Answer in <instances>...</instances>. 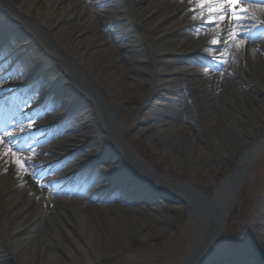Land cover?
Returning a JSON list of instances; mask_svg holds the SVG:
<instances>
[{
	"label": "rangeland",
	"instance_id": "rangeland-1",
	"mask_svg": "<svg viewBox=\"0 0 264 264\" xmlns=\"http://www.w3.org/2000/svg\"><path fill=\"white\" fill-rule=\"evenodd\" d=\"M24 1V7L32 13L34 22L48 16V2L50 0ZM69 1L64 0L61 2L59 9L53 10L50 14V19L56 20L50 32L54 40L60 41V34L76 22L75 16H78L91 4L99 6L98 10L95 6L93 7L101 17L100 20L103 24H108L106 29L102 27V31H104L107 40H110L111 46L117 47L120 43H126L132 28V31L140 30L135 20V14L139 16L138 13H140L137 9L129 10L124 22L111 23L110 15L102 7L103 2L107 0H71L73 2L71 10L62 13L61 10L68 5ZM124 1L130 3V0ZM148 1L142 0L140 6L142 9L147 8V10H150L145 20L149 23L163 15L170 0H157L151 5H148ZM174 1L172 0L168 4H172ZM195 1V4L189 2L182 14L170 15L158 21L145 34L147 41L152 43L129 44L130 47L122 54L125 55L124 59L130 61V65H126V68L131 72L132 77L130 76V79L124 81L125 84H120L116 88L113 86L109 80V71L105 68L106 61L104 59L97 63L99 68L89 66L88 70L93 72L97 80V83H95L89 79L93 85L92 87L96 88L99 97L104 99V103L117 112L116 117L122 124L121 135L126 138L137 154L145 159L157 174L164 177L162 183L165 187L167 189L176 187L185 190L184 185H189L196 191H201L212 197L216 188L220 185V181L231 173L239 157L231 152V144H220L212 137L216 125L214 123L208 124L198 103L195 102V105L190 103L189 105V109L193 113V121H188L184 114L179 115V111L175 112V106L178 107L179 104L174 103L175 99H172V96L179 88H183V91H186L187 88V83H185L182 74H177L175 77L155 76L150 80L151 76L148 71L144 70V66H151L156 69L153 59L150 58L153 49L154 51L159 48L174 50L179 41L191 38L187 46L189 48H186L188 51L181 55L165 57L160 63L161 68L169 70L190 68L192 71L207 69L206 74L210 76L208 87H210L215 97L219 94L221 96L227 94L225 89L220 87L221 83L230 87L232 84L241 85V75L246 68V61L238 55L237 47L236 50H233L232 47L225 50L221 45L219 51H208L212 48V45L207 42L202 49L196 50V39L216 30L218 32L220 31L219 28L213 27L208 22H205L208 24L202 27H191V24L184 28L175 27L180 17L187 12L192 13L191 17L188 18L189 21L197 19L203 14L202 10L196 13L193 12L195 8H200L197 0ZM117 2L124 3L123 0H117ZM263 7L259 3L251 4L249 8L252 10L257 8V12L249 11V13L257 18L260 16V9ZM135 11L136 13H134ZM228 11L231 15L230 8H228ZM57 16H61L59 20L56 19ZM100 24L99 26H101ZM261 27L264 29L263 25ZM163 30L165 32H162ZM92 33L90 32L84 37L85 42L92 37ZM35 36L34 31H30L24 25L17 26L11 20L10 14L0 11V69L6 75L5 82L0 83V87H11L6 92L15 94L19 105H23L22 101L24 100L22 108L26 107L31 100L40 98L43 90H45V93L48 92V96L44 100L43 111L50 116L51 120H44L48 121V124L44 125L39 132L41 139L45 140L49 134L53 135V131L56 129L59 130L60 134L65 131L82 129L80 133L84 136L83 141L75 142L74 145L75 147L86 146L75 159H82V156L89 154V158L85 159H88L89 163H92L91 160L94 159V163L89 166V171H81L82 188L87 190L86 194L83 193L78 197L80 200L87 196L89 198L85 200L86 203L95 202L93 204L99 205L98 201L108 196L101 188L112 179H115L116 188L114 193L119 195L117 198H111V204L125 203V207H128L130 213L132 208L137 207L136 201L140 207L138 217L130 214L131 216L125 220L124 228L128 238L124 237L116 244L111 243L109 247L103 243L102 238H99L102 241V248L106 249L108 247L110 249V255L107 253L106 256L102 257L100 264L182 263L196 249V245H194L195 236L186 216V206L176 205L177 202L183 199L177 198L171 192L160 191L141 181L127 167L112 172L114 166L122 161L123 157L118 151L114 152L115 149L109 151L110 137L101 133L102 124L101 119L98 117L96 100L86 94L79 96V91L75 85L76 80L72 78L64 79L66 75L65 68L55 63L50 64L49 57L52 56L50 48L39 41L36 43ZM246 36L245 44L247 43L248 47L253 45L258 37L254 32L252 34L248 33ZM115 38L116 41H114ZM129 41H132V39L129 38ZM104 42L105 39L102 40V45L99 46L101 49L106 46ZM59 46L64 47L61 42ZM191 49H195L197 52L190 53L189 50ZM228 53H230V56L226 55ZM45 79L48 80L47 83L44 87H40V83H43ZM195 79L199 81L202 78ZM205 79L207 80V78ZM34 84H38V87L33 91H28L29 94L26 93L28 96L23 98L27 90H22V88ZM48 84L58 86V90L56 91V88L50 85L47 86ZM244 87L257 97H262V90L259 85L248 82ZM149 93L156 94L158 100L146 103L147 94ZM187 95L188 93H186ZM216 98H219V96ZM240 105V102H237L234 109L239 110ZM68 108L69 115L67 114V117L64 116L61 120L62 117H59V113ZM133 108L137 109L132 112ZM176 114L179 117L178 120L173 118ZM79 120L85 123L82 127L78 125L79 123L77 124ZM159 120L174 121V123L182 126L180 132L185 135L190 134L195 140V144L186 145L187 147H185L184 144L177 143L179 134L173 131L160 130L157 127ZM35 121L36 118L31 117L28 124L34 125L36 124ZM228 121L229 119L220 113V122L225 125ZM62 123L64 125H61ZM211 125H213L212 132H210ZM69 126L72 127L67 130ZM227 128L229 132L236 133L232 125H227ZM190 141L189 138V143ZM90 142L92 144L87 145ZM27 143L31 144L32 141ZM95 143L103 148L104 155L90 153L91 149L97 146ZM191 150L193 152L188 155ZM204 151L207 152V155L203 154ZM13 152L15 151L12 150L10 153L13 154ZM15 153L17 159L23 161L19 152L16 151ZM69 163L68 160L63 166H60V170L44 173L46 177L41 178V180L49 181L50 186H45L42 181L40 185L41 195L46 196L47 191L50 192L52 188L57 197H61L60 194L65 191L68 193L63 194V196L70 198V192L78 190L77 185L70 186V189L69 184L62 186L60 190L55 189V186L58 187L62 184L58 182L62 178L60 173L61 170L69 167ZM6 173L7 171L3 172V174ZM243 176L245 178L241 180L240 198L236 202L234 211L225 226L226 242L224 244V256L218 260L220 264H264V145L256 151ZM30 180L34 181V177L31 176ZM75 181L76 179L71 180L72 183ZM52 182H55V184ZM10 194L13 195L14 191H11ZM53 208L52 205L49 207V211L47 210L48 212L44 215L43 222L39 221L38 224L28 226L25 231L26 236L36 235L39 227H42L44 223L46 224V217L52 213ZM29 213L34 215V208H29ZM197 225L201 226V222H197ZM102 226H96V229L101 233L105 231ZM111 226V229L115 232L121 230V228H114V225ZM10 229L11 227L8 226V231ZM245 231H249L248 239L242 237ZM6 234L0 231V264H23L21 258L13 255V251L10 249V242L13 241L11 233L6 232ZM61 235L65 237L64 233ZM48 239L50 241L49 237ZM52 247L59 252L56 242L52 244Z\"/></svg>",
	"mask_w": 264,
	"mask_h": 264
},
{
	"label": "bare ground",
	"instance_id": "bare-ground-1",
	"mask_svg": "<svg viewBox=\"0 0 264 264\" xmlns=\"http://www.w3.org/2000/svg\"><path fill=\"white\" fill-rule=\"evenodd\" d=\"M63 1L50 0L48 2V16L35 22L32 19V13L24 7V0H0V5H3L7 9V14L13 16L17 26L24 25L30 31H34L42 42L52 48V64L59 63L58 61L64 64L67 76L76 80L78 89L90 98L96 99L98 113L103 119L104 128L111 135L112 146L115 148L114 152L118 151L123 157V160L114 166V169L118 170L122 167H127L141 181L150 184L158 190L171 192L189 201L192 206L193 216L201 222V226L198 229L197 239L194 242L196 249L182 264L216 263L218 259L224 256V244L226 242L225 224H223L224 216L229 211L230 206L240 198L242 189H237V182L241 180L256 151L264 145V29L261 27V25H264V7L260 9V16L257 18H254L250 14L242 17L245 22L242 26L244 34H252L254 32L258 37L255 43L249 47L245 42V46L243 44L238 49L234 45L232 46L233 50L236 48L238 55L245 59L246 68L242 71L241 85L232 84L230 87L222 83L220 84V87L224 88L227 94L225 93L222 96L220 94L217 95L219 98L213 96L214 93L208 87L210 76L206 74V69L192 71L190 68L182 70H179V68L172 70L161 68L160 63H162L165 57L186 53L188 51L186 48H189L187 46L191 38L179 41L174 50L159 48L154 51L153 49L150 58L153 59L156 69L151 66H144V70L148 71L151 76L150 80L155 76L165 75L175 77L177 74H182L185 78V83H187V88L186 91H183V88H179L175 92V95L172 96V99H175L174 103L179 104L178 107L175 106V112L179 111V115L184 114L188 118V121H193V113H191L189 105L190 103L193 105H195V102L198 103L204 112V117L208 124L214 123L216 125L214 126L212 137L220 144H231V152L239 157L234 174L215 192L211 199H205L180 188L174 187L168 190L157 179H151L144 167L131 159L125 148V146L129 147V144L126 138L121 136L122 124L116 117L117 112L108 109L102 99L97 98L98 91L92 87L93 85L89 79L95 83H97V80L93 72L88 70L89 66L99 68L97 63L104 59L106 61L105 68L109 71V80L113 86L116 88L120 84H125L124 81L132 77L131 72L126 68V65H130V61L124 59L125 55L122 54L130 47L129 44L135 45L145 41L147 39L145 34L158 21L170 15L182 14L189 2L195 4L196 1L175 0L172 4H168L172 1L170 0L163 15L160 18H156L155 21L148 23L145 20L150 10H147V8L142 9L140 6L142 0H130V3L124 0V3H118L117 0H107L102 4V7L104 6L106 13L110 15L111 23L124 22L129 10L137 9L140 12L138 13L139 16L135 14V20L140 30L132 31V28L128 35V41L120 43L117 47L111 46L110 40H107L102 27L106 29L108 24H103L100 20L101 17L95 10V8L98 10L99 6L92 4L86 8L84 7L85 9L78 16H75L76 22L60 34V41L54 40L50 32L56 20L50 19V14L53 10H58ZM155 1L157 0H149L148 5H151ZM243 2L241 0L239 7L257 12V8L252 10L249 8V5L258 3V0H244ZM72 3L70 0L68 5L61 10L62 13L70 11ZM199 7L195 8L193 12L196 13L202 10L201 6ZM208 7V5H204L202 13H205V15L202 14L192 21L188 20L192 13L187 12L180 17L175 27L184 28L190 24L191 27L206 26L208 24L205 23L207 20L214 19V17L210 16L207 10ZM212 7H216V5H212ZM224 7L227 15L230 16L227 5ZM62 13L61 16L63 15ZM61 16H57L56 19L59 20ZM216 31L196 39V50L202 49L207 42L209 43ZM90 32H93L92 37H87L88 40L85 42L84 37ZM162 32H165V30ZM129 38L132 41H129ZM103 39H105L104 43H106V46L104 49H101L99 46L102 45ZM116 40L115 38L114 41ZM60 42L63 43V48L59 46ZM196 50L191 49L189 51L190 53H196ZM226 55L230 56V53ZM199 77L202 79L197 81L195 78ZM150 80L149 82H151ZM47 81L45 79L39 86L44 87ZM2 82H5L4 76L0 73V83ZM134 82L136 81L134 80ZM248 82L255 83L261 87L262 97H257L244 87ZM37 85L33 87V90ZM49 85L56 88V91L58 90V86L55 87L54 84H48L47 86ZM47 93L43 90L41 98L44 99ZM186 93H188L187 96ZM42 99L32 103V106L29 108H24L22 112L14 114L11 135H3L5 136V141L3 144H0V226L5 229L8 226L11 227L10 231H8L13 238V241L10 242V249H12L13 255L21 258L23 264H100L102 257L106 256L107 253L110 255L108 247L111 243L116 244L124 239V237L128 238V234L124 228L125 220L131 216L130 214L138 217L140 214L139 204L136 203L137 201H134L137 207L132 208L131 213L128 211V207H125V203L111 204L110 199L112 197L113 199L117 198L119 195L114 193L116 188L115 179H112L101 188L108 196L98 201L99 205L93 204L95 202L86 203L87 201L85 200L89 198L87 196H84L80 200L78 197L82 193L86 194L87 190L82 188L83 183L80 181V176L82 175L81 171L89 169L88 167L91 163H89L88 159H85L89 158V154L82 156V159L73 161L67 169L62 170L60 173L62 178L58 182L62 184L58 187L55 186V189L60 190L66 184H69L68 187L77 185L79 188L75 192H71L72 197L65 198L51 195L47 200L45 195H41L42 190H40V185L42 181H31L30 177L34 174H39L43 169H39L41 166L51 167L65 157H76L82 150L79 152L78 147H75L74 144L75 142L83 141L84 138L80 133L82 129L65 131L61 137L55 136L59 133V130L56 129L53 131L52 138L54 137V139L52 143L41 146L39 142L42 140H40L37 133L42 128L41 123L43 122L37 121L35 125H28L27 117L32 110L34 113L40 112L36 111L41 108L39 103ZM156 99V94L149 93L147 94L146 103L155 101ZM4 102V96L0 93V106L4 105ZM237 102L241 104L239 110L234 109ZM136 109L133 108L132 112ZM68 110L69 108L59 113V117H62L61 120L64 116H67ZM220 113L229 119L225 125L220 122ZM5 118L8 119L9 117L6 116ZM173 118L174 120H178L179 117L176 114ZM77 124L82 127L85 123L79 120ZM62 125L64 124L62 123ZM227 125H232L235 128L236 136V133L228 131ZM212 126L210 132L213 131ZM71 127L69 126L67 130ZM157 127L160 130L178 133L179 136L176 142L184 144L185 147H187L186 145L195 144V140L190 134L185 135L181 133L182 126L174 123V121L166 122L159 120ZM28 137L36 138L30 147L26 143ZM189 138L191 140L190 143ZM95 144L97 145V143ZM12 148L21 150L20 156L22 157L21 160H23L21 163L26 162V171L16 163L17 157L10 153ZM102 151L103 148L97 145L94 149H91L90 153L99 154ZM109 151H111V148ZM192 152L191 150L188 155H191ZM206 153L205 151L203 152V154L207 155ZM4 171H7V173L3 174ZM73 179H76L74 183L71 182ZM52 183L55 184V182ZM11 191H14L13 195L10 194ZM48 193L53 194L54 192L51 189L50 192L47 191ZM65 193L64 191L63 194ZM51 205L54 208L52 209V213L46 217V224L44 223L42 227H39L36 235L32 237L30 235L26 236L25 231L28 226L31 227L36 223L38 224L39 221L43 222L44 215L49 211ZM46 207L47 209H45ZM29 208H34V215L29 213ZM99 225H103L102 228L105 230L103 233L96 229V226ZM111 225H114L113 227L117 229L121 228V230L115 232L111 229ZM62 233L65 234V237H62ZM248 235L249 231H245L242 237L248 239ZM99 238H102L103 243L108 246L106 249L102 248V241ZM54 242L58 244L59 252L53 249L52 244Z\"/></svg>",
	"mask_w": 264,
	"mask_h": 264
},
{
	"label": "snow or ice",
	"instance_id": "snow-or-ice-1",
	"mask_svg": "<svg viewBox=\"0 0 264 264\" xmlns=\"http://www.w3.org/2000/svg\"><path fill=\"white\" fill-rule=\"evenodd\" d=\"M197 2L201 6L202 10L204 5L209 6L207 10L210 16L214 17V19L207 22L213 27L220 29V31L213 35L210 41L212 48L208 49V51H219L221 44L225 50L233 45L239 48L244 44L247 36L242 30V26L245 23L242 17L247 16L250 13L248 8L239 7L241 0H197ZM258 3L261 6H264V0H258ZM212 5H216V7H212ZM225 5L231 9L230 16L227 15L225 11ZM228 25L232 26L229 27ZM205 71L207 72L208 70L206 69ZM5 135H11V133H6ZM4 141L5 136H0V144H3ZM13 155L15 156L16 153L13 152ZM16 163L20 165V167L24 168L25 171L27 170L26 162L22 164L20 160H17Z\"/></svg>",
	"mask_w": 264,
	"mask_h": 264
},
{
	"label": "water",
	"instance_id": "water-1",
	"mask_svg": "<svg viewBox=\"0 0 264 264\" xmlns=\"http://www.w3.org/2000/svg\"><path fill=\"white\" fill-rule=\"evenodd\" d=\"M129 150V154H130V156L136 161V162H138V164L139 165H141L142 167H144V169L146 170V172L150 175V176H152V177H154V178H157V179H159V180H162L163 181V177H161V176H159V175H157L156 173H154L149 167H148V165L146 164V162H144L141 158H139L138 156H135V154L130 150V149H128ZM239 161V160H238ZM238 161H237V163H238ZM237 163L235 164V167H234V169H233V171L228 175V176H226L223 180H222V182L220 183V185L217 187V189L215 190V192L234 174V172H235V169H236V167H237ZM247 170V169H246ZM246 172V171H245ZM245 178V176H243L242 175V177H241V179L243 180ZM240 186H241V181H239V182H237V189L239 190V188H240ZM184 187L186 188L185 190H187L188 192H192V193H194V194H196V195H199L200 197H203V198H205V199H211L209 196H207V195H205V194H203L202 192H199V191H196L195 189H193L192 187H190V186H187V185H184ZM215 194V193H214ZM174 195V194H173ZM176 196V195H175ZM177 198H180V197H178V196H176ZM180 199H183V200H181V201H179V202H177V204L178 205H181V204H186V209H187V218H188V220H189V223H190V226H191V228L193 229V232H194V235H195V240L197 239V235H198V227H197V223H196V219L194 218V216H193V210H192V206H191V204L189 203V201H187L186 199H184V198H180ZM234 204H232L231 206H230V209H229V211L225 214V216H224V221H223V224H225L226 223V220L228 219V217L230 216V214H231V212H232V209H233V206ZM199 221V220H198ZM200 222V221H199Z\"/></svg>",
	"mask_w": 264,
	"mask_h": 264
}]
</instances>
